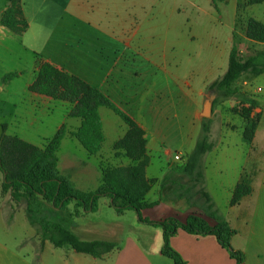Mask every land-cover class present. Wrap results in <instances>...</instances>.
Masks as SVG:
<instances>
[{
    "label": "rangeland",
    "instance_id": "1",
    "mask_svg": "<svg viewBox=\"0 0 264 264\" xmlns=\"http://www.w3.org/2000/svg\"><path fill=\"white\" fill-rule=\"evenodd\" d=\"M116 1L120 2V0L114 2ZM245 1L240 0L242 5L245 4ZM71 2L72 0H57L56 3L45 0L36 2L28 0L27 13L30 15L32 23L30 25L28 22V30L25 35L26 46L32 45L31 49L39 52L43 47V41L48 37L49 30L52 29L63 10L73 5ZM146 2L148 17L143 27L144 31L141 32L139 38L141 44L145 46L147 56L153 55L156 63L139 58V61L127 66L122 82L128 87H133L132 90L139 92V95L135 97L134 91H132V104L134 103L132 112L136 116L140 115L142 122L150 130L156 129V119L159 120L157 128L160 135L155 150L151 154L152 164L149 169V176L160 178L162 181L169 172L177 173L179 177L176 176L173 179L174 182L172 181L175 187H178L177 191L182 194H194L200 184L194 182L195 176L183 171L187 156L194 150L190 149V145L189 147L183 145V142L186 141L185 135L188 130L187 126L191 121L192 110V106L186 104V93L188 92L189 98H194L199 86H204V84L222 77L228 70L233 47L238 48L242 58H248L262 50L260 47L252 46L247 42L242 25H237V23L238 17L246 21L253 14H255L254 18L264 22V6L255 5L251 9L247 7L240 13L238 9L236 27H234L233 32V27L223 26L221 22L220 10L224 5L220 0H146ZM119 11H123L122 7ZM141 12L143 11L141 10ZM113 16L115 19L116 14ZM85 34H83V44L80 47L70 49V56L66 61L71 63L75 69L97 72V77L100 72V63L93 58L94 48L97 44L110 42L102 39L98 43L92 33ZM72 35L74 37L73 33ZM37 37L39 40H35ZM5 45L8 48L0 46V88L4 89L0 91V137L3 134L27 137L32 133V129L29 127V114L27 112L29 103L27 101L34 93L30 88L36 80L38 72L36 69L32 70L33 56L24 51L21 45L18 46L10 41H7ZM107 51L110 53L112 47H109ZM164 56L167 57L166 61ZM36 57L42 60V56L38 53H36ZM176 61L178 62L175 63ZM20 70L23 73H20ZM136 70L141 73L139 79L133 75ZM16 71H19L17 72L19 73L18 77L7 82L4 81L6 75ZM192 71L195 73L194 77ZM175 74H178L182 79L179 84L174 79ZM187 80L194 82L195 92H191L186 87L185 82ZM134 84L137 86L135 89ZM209 85L211 84H207L205 87L204 100L208 101L214 96L213 114L208 118L209 140L214 143V148L204 156L202 166L204 170L207 169L209 191L216 200L217 209L223 215H227L231 192L230 185L236 182L240 167L246 164L249 171H244L242 176L249 175L251 181H253L252 179L257 180V175L254 174L250 166L251 161L246 156L249 145L242 139L246 121L234 110L247 107L252 101H256L258 104L253 110L252 117L258 123L257 131L259 129L260 140H264V74L255 78L251 75L244 76L232 86L239 92L229 99H224L214 90H209ZM216 100L218 102L214 106ZM60 102L69 105V102ZM101 116L107 140L99 154L90 155L76 139L69 135L63 140L64 142L57 154L61 174L70 178L74 185L83 191L98 189L102 180V165L117 166L120 161V158L115 156L114 142L123 134L120 125L124 126L125 124L119 116L107 108L101 109ZM61 118V115L56 112L52 120L46 123L45 131L49 136L53 134ZM200 121V131L198 130V134H196V144L201 136L204 118L201 117ZM69 125L71 128H78L80 120L70 119ZM196 125L198 124L196 123ZM66 128L69 132L67 125ZM179 151H182L185 160L174 163V156L179 154ZM220 153L227 155L222 161H219L224 169L221 175L215 169L217 168L215 157ZM124 161L130 162L126 158ZM2 182L3 174L0 171V242L26 256L31 264H39L36 258L33 259L32 252L36 247L39 249L40 246L35 237V229L38 233L37 236H40V227L36 225L34 229L30 225L25 213V200L16 202L10 193H2ZM169 182H165V187L173 189ZM156 188L159 191L156 197L165 204L148 210V214L145 215L155 219L177 218V216L183 218L185 213L182 212L187 210V207L178 202L175 192H166L162 182ZM196 199L200 205L205 204L203 196L199 198L197 196ZM109 205V198L102 197L99 201L100 211L89 212L76 219L74 216L70 221L79 225V228L76 229L78 232L82 233L83 230L91 227L94 232L93 237L97 240L122 244L126 235L124 231H121L124 227L129 226L132 221L127 218L126 225L115 222L117 213L113 208H109ZM11 206H15L14 211ZM72 207L73 205L70 208L71 213H73ZM38 208L39 212H42L52 222H63L64 224L68 221L65 211L58 212L47 203L36 205L35 209ZM168 209L171 210L168 211ZM194 210L192 212H195ZM170 211L172 212L169 213ZM134 213V211H129L128 216L135 215ZM68 228L70 229V227ZM116 228L119 229L117 233H111ZM48 243L49 247L55 251L53 244ZM159 243L160 240L153 239V246Z\"/></svg>",
    "mask_w": 264,
    "mask_h": 264
},
{
    "label": "crops",
    "instance_id": "2",
    "mask_svg": "<svg viewBox=\"0 0 264 264\" xmlns=\"http://www.w3.org/2000/svg\"><path fill=\"white\" fill-rule=\"evenodd\" d=\"M27 1L28 0H22V8L27 23L29 22L31 25L32 20L30 15L27 13ZM31 1L36 2L38 0ZM45 1H52L53 3H56L57 0ZM114 1L115 0H72L71 3H73V5H70L68 8L66 7L63 10L61 16L52 26V29L49 30L48 37H46L43 41V47L39 52L33 51L31 49L32 45H29L28 47L26 46L25 35L27 33L28 26L26 31L21 36H18L9 29L0 25V46L8 48V46L5 45L7 41L16 43L18 46L21 45V48H23L24 51L29 52L33 56L32 70L36 69V72L39 71V67L42 63L49 62L70 74L80 77L106 94L119 108L130 115L136 123L144 129L148 140L147 149L150 157V165L147 168V177L156 180L155 185L148 194L147 198L149 202H157L158 205L151 209L142 211L143 218H147L155 222L164 220V218L155 219L149 218L145 215L148 214V210L158 208L160 205L165 204L161 199L156 197L159 192L156 187L162 182L163 189L165 188L164 190H166V192H175V197L178 202L185 204L187 207V210L182 212L183 214L185 213L183 218L177 216L178 219L185 221L192 213L205 218L211 225H216V221L206 212L205 204L200 205L196 199L197 196L198 198L200 196L202 197L200 193L202 188H205L206 191L210 193L207 169H205V180L199 185V188L194 191L195 197L193 193L182 194L180 191H177L178 187H175L174 183H172V181L174 182L173 179H175L177 173L169 172L165 175L162 181L160 178L149 176V169L152 164L151 154L155 150L158 136L160 135L157 128L159 120L154 118L156 119V129L150 130V128L142 122L141 116H136V114L132 112L134 104H132L133 95L136 97L139 95V92L138 90H132L133 87H128L122 82L124 71L127 66L131 63H136L139 61V58H142L147 62L156 63L153 55L147 56L145 46L144 44H141V39L139 38L141 32L144 31L143 27L146 24L148 17V14L146 13L147 2L146 0H120L119 3ZM220 1L224 5L220 10V13L222 14L221 22L223 26L233 27L234 32L240 0ZM253 6H249L250 9ZM121 7L123 9L122 12L119 11ZM7 8L8 0H0V14L6 11ZM130 8L133 9L131 10ZM141 10L143 12H141ZM115 14L116 18L114 19L115 16L113 15ZM254 15L255 14H253V16ZM72 33L74 34V37ZM84 33H86L85 35H87V33H92L98 43H100L102 39L110 42L97 44L94 48L95 53L93 58L100 63V72L97 77V72L93 73L92 71H81L75 69L71 63L66 61L68 56H70V49H73V47H80L83 44ZM245 38L247 39V42L252 44V46H258L264 50V44L249 40L247 37ZM35 40H39V37ZM109 47H112V51L110 53L107 51ZM36 53L42 56V60L36 57ZM163 58L165 61L167 60L166 56ZM177 62L178 61L175 63ZM20 73L23 72L20 70ZM194 74V71H192L193 77ZM133 75L137 79L141 77L139 70H136ZM255 77L257 76H254V78ZM174 79L178 84L182 81L178 74L174 75ZM216 80L208 82L207 84H212ZM207 84L199 86L198 90L195 92L194 82L190 80L185 82L186 87L191 92H195L194 98H189L187 94L188 92L186 93V104L192 106V110L190 114L191 121L187 126L188 130L185 135L186 141L183 142V145H187V147L190 145V149H194L196 145V134H198V130L200 131V120L201 117H203L202 113L206 103L204 96ZM135 88H137L136 84H134V89ZM3 90V88H0V91ZM132 91H134L133 95ZM31 96L32 97L28 98L29 100L27 101L29 103L27 112L29 114V127L32 129V133L27 137H23L21 135L19 137L35 146L43 148L54 136L57 130L63 125H67L69 128L68 135L72 137L70 133L77 130L81 125V121L78 128H71V125H69L70 119H76L69 117L73 104L69 103V105H64V102L62 103L37 93H32ZM260 105L262 104L260 103ZM152 109L154 108L152 107ZM56 112H58L62 118L57 123L53 134L49 136L45 131V125L49 120H52ZM196 123L198 125H196ZM103 128L107 140L104 122ZM120 128H122L123 134L114 142V144L123 138L128 131V126L126 124L124 126L120 125ZM178 153V155L181 156V160H185L182 151H179ZM225 156L227 155L220 153L215 157L217 165V168L215 169L220 175L223 173L224 169L219 161H222ZM246 156H248L249 161H251V169H253L254 174L257 175V180L252 179V193L249 196L244 197L238 205L230 206V201L235 187L241 180L244 171H249L248 166L244 164L238 170V178L236 182L230 185L231 192L228 202L229 211L227 215H223L220 210L219 213L226 221L229 222L230 226L235 231L231 242L232 247L245 254L244 264H264V140H260L259 138V129L256 132L253 142L249 145V150L246 152ZM124 159L125 158H120L117 166L130 164V162L126 163ZM175 162L176 159L174 156V163ZM178 177L179 176H177V178ZM166 181H170L169 183L173 189H167L165 187ZM194 182L197 183L196 178H194ZM2 193L8 194L3 191V188ZM212 198L215 202V198L213 196ZM72 205L73 213L70 211ZM109 208H112L111 205H109ZM11 209L14 211L15 206H11ZM191 209H195V212H192ZM169 210L171 209H168V211ZM57 211L60 212V210ZM64 211L68 220L66 222L68 227H70V230H72L80 239L84 241L97 240V238L93 237L94 232L91 227H88L81 233L76 230L79 228V225L77 223H73L74 221H70L74 216L76 219L86 214L83 210H81V208L77 207L75 203H72ZM98 211H100V208H98ZM128 212L129 211H125L121 214L116 212L117 217L115 222L125 223L126 225L128 219L132 221L130 225L127 226L128 228L124 227L121 231H124V234L126 235L123 243L119 244L116 242L119 245L117 249L99 258L89 254L78 253L70 247L56 248L53 245L55 251L52 250L48 243L50 241H43L41 232L39 234L40 236H37L38 233L35 229L36 225H32L27 217L30 225L35 229V237L38 239L40 245L39 249L36 247L35 250H33V259L36 258L37 261H39V264H174L172 260L166 258L161 252L163 247L162 228L142 223L139 220L137 212L134 211L135 215L129 216ZM171 212L172 211L169 213ZM118 230V228L113 229L111 233H117ZM155 238L160 240V243L153 246L152 243ZM171 245L181 254L187 264H237L236 260L230 257L228 251L220 246L214 236H197L188 234L183 230H179L177 234L172 237ZM0 264H31V262L26 256L21 255L17 251L0 242Z\"/></svg>",
    "mask_w": 264,
    "mask_h": 264
},
{
    "label": "trees",
    "instance_id": "3",
    "mask_svg": "<svg viewBox=\"0 0 264 264\" xmlns=\"http://www.w3.org/2000/svg\"><path fill=\"white\" fill-rule=\"evenodd\" d=\"M215 1V0H214ZM264 5V0H246L238 5L239 13L253 5ZM238 24L242 25L245 36L254 42L264 44V23L250 17L246 21L238 17ZM0 25L14 34L21 36L27 29L28 23L24 17L22 0H8V8L0 14ZM264 73V50L242 58L235 46L231 50L227 72L218 80L209 85L224 99L233 97L239 91L233 89L244 76H260ZM19 76L11 72L4 77L10 81ZM30 90L56 101H65L73 104L69 113L70 118L81 121L80 127L70 134L92 156L99 154L106 141L103 128L101 108H107L119 116L128 126L126 135L114 144L117 158H126L130 164L122 166L102 165L101 184L95 191H83L61 174L59 169L58 152L63 140L68 135L66 125H63L43 147L35 146L19 136L3 134L0 137V171L3 174L2 188L10 193L16 202L25 200L27 217L32 225L41 229L43 241H50L56 248L70 247L78 253L102 257L119 247L111 241H84L80 239L66 223L52 222L39 212L36 205L47 203L54 210L64 211L72 203L85 213L97 212L99 201L108 197L111 207L118 213L135 211L139 220L163 230L162 254L172 260L174 264H187L179 252L171 245L172 237L179 230L197 236H214L220 246L226 249L230 257L237 264H244L245 254L232 247V238L235 231L219 213L216 204L205 188L200 190L205 199V210L216 221L211 225L205 218L189 215L185 221L170 217L162 221H151L142 217V211L158 205L149 202L148 194L153 189L156 180L147 177V168L150 157L147 149L145 131L136 121L119 108L106 94L95 88L80 77L70 74L57 66L44 62L40 65L38 75ZM218 100L214 102V106ZM245 104V103H244ZM257 102L252 101L249 106L235 109L246 121L242 135L243 141L250 145L257 132L258 123L253 119V110ZM210 126L204 118L202 132L197 144L188 156L183 171L195 176L198 184L205 180V170L202 166L204 156L213 150L214 143L210 142ZM252 181L248 176H242L234 189L230 206L238 205L241 200L252 193ZM43 206V205H42Z\"/></svg>",
    "mask_w": 264,
    "mask_h": 264
},
{
    "label": "water",
    "instance_id": "4",
    "mask_svg": "<svg viewBox=\"0 0 264 264\" xmlns=\"http://www.w3.org/2000/svg\"><path fill=\"white\" fill-rule=\"evenodd\" d=\"M213 100H214V96L205 103L204 110L202 113L203 118L205 119L210 118L213 114Z\"/></svg>",
    "mask_w": 264,
    "mask_h": 264
},
{
    "label": "built area",
    "instance_id": "5",
    "mask_svg": "<svg viewBox=\"0 0 264 264\" xmlns=\"http://www.w3.org/2000/svg\"><path fill=\"white\" fill-rule=\"evenodd\" d=\"M175 159H176V161H180V160H181V156H179V155L177 154V155H175Z\"/></svg>",
    "mask_w": 264,
    "mask_h": 264
}]
</instances>
